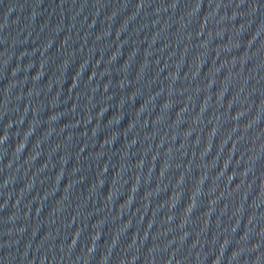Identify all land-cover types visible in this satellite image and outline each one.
<instances>
[{
	"label": "water",
	"instance_id": "95a60500",
	"mask_svg": "<svg viewBox=\"0 0 264 264\" xmlns=\"http://www.w3.org/2000/svg\"><path fill=\"white\" fill-rule=\"evenodd\" d=\"M0 264H264V0H0Z\"/></svg>",
	"mask_w": 264,
	"mask_h": 264
}]
</instances>
